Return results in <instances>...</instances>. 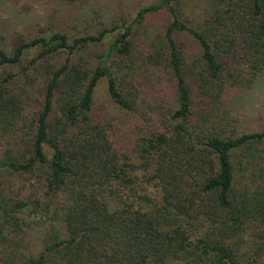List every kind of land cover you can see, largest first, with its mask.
Returning <instances> with one entry per match:
<instances>
[{"label": "trees", "instance_id": "16d2710c", "mask_svg": "<svg viewBox=\"0 0 264 264\" xmlns=\"http://www.w3.org/2000/svg\"><path fill=\"white\" fill-rule=\"evenodd\" d=\"M175 1L144 6L133 21L96 34L20 39L12 53L0 47V136L8 143L0 153V264H264V129L237 134V117L221 105L196 110L192 89L193 81L214 104L228 86L248 88L264 73V0H206L202 29L179 17ZM164 7L173 21L137 49V29ZM115 31L108 54L115 67L74 62ZM180 33L198 42L193 60ZM32 50L39 53L35 69L24 67L26 82L33 85L35 70L45 81L34 128L24 119L27 90L3 71ZM62 51L67 58L57 67L49 58ZM141 62L172 74L177 105L159 112L164 125L141 138L137 165L90 112L103 78L111 99L135 110ZM3 170L34 180L29 197L9 196ZM29 210L52 221L35 252Z\"/></svg>", "mask_w": 264, "mask_h": 264}, {"label": "rangeland", "instance_id": "374dc122", "mask_svg": "<svg viewBox=\"0 0 264 264\" xmlns=\"http://www.w3.org/2000/svg\"><path fill=\"white\" fill-rule=\"evenodd\" d=\"M158 1L160 0H0V47L12 53L20 39L36 36L49 37L57 32L66 33L71 39L81 35L96 34L105 27L133 21L142 7ZM174 5L179 17L186 24L203 28L202 24L207 14L206 0H177ZM173 17L167 7L148 14L144 25L134 34L137 49L148 48L155 37L157 39L164 33L166 25L173 21ZM117 35L118 31H115L110 33L103 42L81 49L74 55V62L85 67L96 68L103 60H107L110 66L115 67L114 56L109 57L108 54ZM176 37L189 60H193L200 54L198 42L192 36L180 33ZM38 53L37 50L28 51L21 63L6 65L3 69V71L17 74L12 83L13 87H23L27 90L24 119L33 128L44 101V75L39 71H32L31 75L35 81L31 85L26 82L23 71L25 66L35 69L32 61ZM66 58L67 52L62 51L52 55L49 61L59 67ZM141 64L143 67L138 68L134 75V83L139 89L135 110L116 104L109 95L107 80L103 78L97 86L90 112L96 121L106 125L114 145L121 147L129 155V161L136 162L137 165L141 163L138 153L141 138L151 136L153 131L164 125L159 112H165L177 105L176 85L172 74L159 67L153 68L143 62ZM235 64L239 67V63L235 62ZM188 78L191 77L188 75ZM118 81L120 87L124 88L125 84ZM192 84L196 110L214 108L217 105L229 109L232 116L237 117L233 123L237 134L264 129V73L259 74L248 88L228 86L221 99L214 102L215 105L205 102L206 98L204 96L205 99L201 98L198 85L193 81ZM168 116L170 118V114ZM7 148L8 143L0 136V153ZM46 151L51 156V148L46 147ZM262 162L264 163V159ZM135 173L142 175V168L135 170ZM1 180L11 197L18 195L29 197L30 192L34 191V180L21 173L3 170ZM24 214L33 222L32 225H35L33 231L26 233L28 250L35 252L41 248L52 221L46 216H43V219L35 218L32 210Z\"/></svg>", "mask_w": 264, "mask_h": 264}]
</instances>
